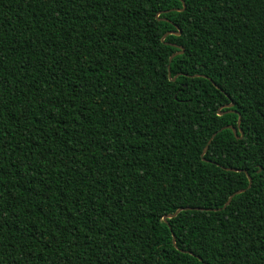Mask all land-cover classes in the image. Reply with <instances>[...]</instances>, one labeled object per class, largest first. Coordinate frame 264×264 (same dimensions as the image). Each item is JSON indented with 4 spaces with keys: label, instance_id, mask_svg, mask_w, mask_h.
Masks as SVG:
<instances>
[{
    "label": "trees",
    "instance_id": "obj_1",
    "mask_svg": "<svg viewBox=\"0 0 264 264\" xmlns=\"http://www.w3.org/2000/svg\"><path fill=\"white\" fill-rule=\"evenodd\" d=\"M185 2L0 0V264H264V0Z\"/></svg>",
    "mask_w": 264,
    "mask_h": 264
},
{
    "label": "water",
    "instance_id": "obj_2",
    "mask_svg": "<svg viewBox=\"0 0 264 264\" xmlns=\"http://www.w3.org/2000/svg\"><path fill=\"white\" fill-rule=\"evenodd\" d=\"M181 1H182V4H183V7H182V8H178L177 10L183 11V10L186 8V2H185V0H181ZM177 27H178V26H177ZM169 33H173V34L179 35V34L181 33V30H180V28H179V31H178V32L171 31V32H169ZM179 48H180V51L174 53V54L170 57V61L172 60V58H173L175 55L184 52V47H183V46H179ZM169 76H170V72H169ZM174 79H175V78H173V80H174ZM213 83H214V82H213ZM215 85H216V84H215ZM217 87H218V86H217ZM234 105H235V103L232 101V102H230V103H228V104L223 105L222 108H223V107H224V108H232ZM232 111H234V110H228L227 112H232ZM234 112H235V111H234ZM223 113H225V112H222V111H221V108H220V109H219V115H222ZM240 122H241V116H239L238 126L240 125ZM225 128H230V129H232L233 132H234V134H235V136H237V131H238V129H237L236 127H234V126H232V125H227V126H224L221 130H223V129H225ZM221 130H220V131H221ZM218 132H219V131H218ZM218 132H215V133L212 135V137L209 139V141H208L206 147L204 148V151H203V153H202V157H203V160H205V161H209V160H207V159L204 157V155H205L206 152L208 151V147H209L211 141H212L213 138L217 135ZM240 132H241V135H243V131L240 130ZM237 137H238V136H237ZM226 169H228V170H234V171H241L240 169H236V168H226ZM247 175H248V179H249V185H248V188H250L251 185H252V178H251V176H250L249 174H247ZM243 191H245V189L238 190V191H236L233 195H231V196L228 198V200H227V202L225 203V205L223 206V208H225L227 205L230 204V202H231L233 196H235L236 194L241 193V192H243ZM192 209H200V208H194V207H184V208H179V209L176 210L175 213L165 215V216H164V220L167 222V219H168V218H172V217L177 216L178 213L181 212L182 210H192ZM173 243L176 245V239H175L174 234H173Z\"/></svg>",
    "mask_w": 264,
    "mask_h": 264
}]
</instances>
